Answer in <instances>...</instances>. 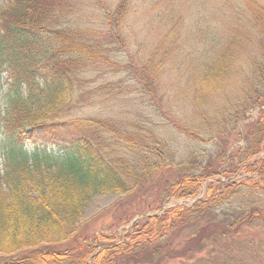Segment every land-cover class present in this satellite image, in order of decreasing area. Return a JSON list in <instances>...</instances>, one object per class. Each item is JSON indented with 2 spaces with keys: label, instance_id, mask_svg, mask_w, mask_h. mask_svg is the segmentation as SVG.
Listing matches in <instances>:
<instances>
[{
  "label": "trees",
  "instance_id": "16d2710c",
  "mask_svg": "<svg viewBox=\"0 0 264 264\" xmlns=\"http://www.w3.org/2000/svg\"><path fill=\"white\" fill-rule=\"evenodd\" d=\"M176 1L180 0H169L166 6L172 15H158L151 22L152 27L156 20L167 22H160L163 31L171 27ZM210 1L219 6L215 0ZM242 1L249 12L241 16L252 30L262 29L264 36V8L257 0ZM77 2L6 0V5L0 7V74L8 79L6 107L0 117L4 142V164L0 168V264H167L178 258L194 260L208 243L232 240L244 228L262 220L264 212L260 208L242 213L225 211L221 217L217 213L239 194L237 186L217 180L222 165H227L222 171L226 178H233L241 170L258 179L247 177L246 188L264 190V158L255 161L264 153V109L256 120L246 123L248 111L264 107V49L263 55L255 54L251 62L252 80L243 82L239 93L243 98L235 101L230 110H222L221 115L219 109L212 117L208 113V98L228 87L245 55L238 53L244 40L234 38L226 44L216 42L205 52L209 58L203 56L191 93L195 107L193 128L184 131L190 135V129H196L200 138L209 130L220 133L225 125L228 128L234 123L237 131L240 124L246 123L240 136L243 145L228 155L220 152L216 157H207L201 153L203 160H195L193 171L181 175L167 190V198H195L209 181L206 199L191 208L177 206L146 217L120 242L104 233L77 236L86 206L95 195L130 193L139 185L144 170L152 166L149 159L142 168L119 156L117 153L124 152L112 147V141L104 135L115 136L127 154L134 149L143 153L156 150L150 137L125 132V127L110 120L69 116L77 105H93L103 98L107 89L88 85V74L99 72L104 51L94 37L71 26V18L80 5ZM134 4V0H119L114 13L104 17L108 25L113 20L120 40ZM157 4L150 7L155 10ZM229 20L234 23V16ZM192 25L195 26L191 32L197 37H203L207 30L210 37H228L216 33L220 24L206 28L197 22ZM217 45L220 48L216 49ZM162 66L160 61L159 68L155 65L156 70H150L145 80L138 78L144 83V92L155 101L163 99L158 74ZM246 67L242 65L241 69ZM239 76L248 79L246 70ZM26 142H42L55 148L59 155L28 153L24 150ZM223 187L228 188L225 193L221 192ZM161 207L162 204L158 210ZM187 228L193 235L176 242L174 234Z\"/></svg>",
  "mask_w": 264,
  "mask_h": 264
},
{
  "label": "rangeland",
  "instance_id": "374dc122",
  "mask_svg": "<svg viewBox=\"0 0 264 264\" xmlns=\"http://www.w3.org/2000/svg\"><path fill=\"white\" fill-rule=\"evenodd\" d=\"M151 1L134 0L132 13L121 29L123 40L117 37L118 29L113 20L108 25L104 19L105 15L114 13L119 0H79L80 5L71 18V26L84 30L88 37H94L103 45L104 57L99 62L100 70L88 74V85L92 89L105 87L107 89L104 90L106 95L103 98H98L93 105H77L68 113L69 116L99 121L110 120L125 127V132L150 137L152 145L156 147L153 153L152 151L143 153L134 149L127 154L115 136L104 135L105 139L112 141V147L124 152L117 153L119 156H125L142 168L149 159L152 166L144 170L139 185L130 193L111 192L95 195L86 206L77 236L90 237L104 233L114 236V241L120 242L136 221H144L146 217L163 214L164 211L177 206L191 208L198 201L205 200L209 181L203 184L195 198H167V190L181 175L193 171L196 166L195 160H203L201 153H205L207 157H216L220 152L228 155L243 145L240 138L244 134L242 126L256 120L260 111L264 109L254 107L248 111L246 115L248 121L240 124L237 131L234 129V123L228 128L225 125L223 132L209 130L210 132L203 133L200 138H197L199 133L196 129L195 132L190 129L192 135L184 131L189 127L193 128L195 107L191 93L196 87L195 79L201 69L200 62L203 56L209 58L205 52L211 50L216 42L226 44L234 38L244 40V46H239L238 53L243 52L245 55L241 56L240 63L237 64L234 78L221 93L208 98V113L212 117L216 109H219L221 115L222 110H230L235 101L243 98L239 93L243 82L252 80L251 62L255 54L263 55L264 44L262 45L260 41L261 37H264L261 35L263 30L258 28L252 30L251 24L243 19L241 15L247 14L249 10L242 0L229 2L215 0L219 6L210 0H180L173 2L174 21L171 22L170 28L163 31L162 24L167 22L156 20L153 27L151 22L158 15L169 17L171 12L166 8L169 0ZM257 2L264 8V0ZM154 3H158L156 8L154 7L155 10L150 7ZM5 5L6 0H0V7ZM243 9L247 12L242 11ZM147 11L151 12L145 15ZM230 16H234V23L233 20H229ZM194 22L205 28L210 24H220L216 33L220 36L224 33L228 37H210V30L205 31L203 37H197L191 32L194 31L195 25L191 26ZM218 48L220 47L217 45L216 49ZM256 49L257 51H254ZM189 55H192V58L189 59ZM160 61H163V66L158 74L162 79L163 99L155 101L144 92V83L142 84L138 78L143 77L145 80L149 71L155 69V65L158 67ZM242 65L247 67L241 69ZM242 70H246L248 79L239 76ZM7 80L6 75L0 74V117L6 107ZM140 148L143 147H136ZM24 150L28 153L36 151L44 155L46 153V156L50 157L59 155L55 148L42 142H26ZM263 158L264 153L255 161ZM3 164L4 142L0 123V168ZM226 168L227 165L221 166L219 179H216L225 185L237 186L239 194L234 195L229 203L216 210L220 217L225 211L242 213L252 208H260L264 212V190L254 191L246 188L244 184L247 177L252 179L257 177L240 170L233 178H226L222 175ZM227 189L223 187L221 192L225 193ZM160 204L162 207L158 210ZM192 235L190 228H187L176 232L174 240L183 242ZM167 264H264V218L244 228L232 240L208 243L194 260L178 258L170 260Z\"/></svg>",
  "mask_w": 264,
  "mask_h": 264
},
{
  "label": "water",
  "instance_id": "95a60500",
  "mask_svg": "<svg viewBox=\"0 0 264 264\" xmlns=\"http://www.w3.org/2000/svg\"><path fill=\"white\" fill-rule=\"evenodd\" d=\"M137 222V221H136ZM136 222H135V224H136Z\"/></svg>",
  "mask_w": 264,
  "mask_h": 264
}]
</instances>
